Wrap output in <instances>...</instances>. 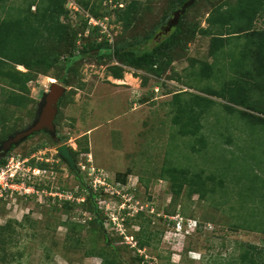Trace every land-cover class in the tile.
<instances>
[{"label":"rangeland","instance_id":"374dc122","mask_svg":"<svg viewBox=\"0 0 264 264\" xmlns=\"http://www.w3.org/2000/svg\"><path fill=\"white\" fill-rule=\"evenodd\" d=\"M28 1L7 3L26 6ZM129 1L124 0L122 6ZM140 1L139 13L129 22L119 17L120 11L108 0H67V22L71 31L78 33L77 45L82 47L97 38L92 16L96 22L106 23L104 32L101 25L96 26L104 35L99 40L107 39L112 45L133 43L140 51L146 49L145 45L151 48L154 42L146 43L143 39L152 30L158 32L167 15L173 17L172 0ZM85 3L99 14H108L95 16L84 7ZM237 3L238 0H198L186 13L179 44L172 47L169 57L172 63L165 64L161 76L124 66L116 58L92 57L76 64L68 85L57 78L60 67L44 74L16 65L20 72L31 75L27 91L15 89L0 79V140L12 129L19 130L33 122L43 93L55 79L68 86L55 122L58 137L64 136L62 143H68L73 150L84 182L94 191L100 184L108 188L96 197L103 210L100 218L107 235L87 222L92 214L81 209L73 213L71 220L83 226L80 232L71 233L64 223L69 215L56 207L77 192L83 201L87 191L79 187L58 154L59 144L55 145L43 133L23 142L1 165L6 171L0 175V181L4 185L9 182L10 187L6 186L5 191L0 185V226H5L0 228V264H102V258L89 251L97 246L100 252L116 258L118 255L105 248L108 242L120 244L119 264H142V255L145 264H251L242 257L249 245L256 247L251 249L256 264H264V230L255 228L264 227V126L246 125L223 108L227 103L224 98L216 96L213 98L217 104L202 117L201 133L208 138L207 149L194 150L192 144L199 147L200 139L180 134L179 124L175 123L179 109L193 93L200 94L199 90L208 86L218 89L235 78L229 68L230 58L222 54L213 77L206 79L194 72L200 69L196 62L216 60L210 52L211 35L202 32L209 26V15L218 6ZM35 9L33 6L32 11ZM2 11L1 16H6L8 9ZM254 27L264 28V15L257 18ZM160 37L159 33L157 39ZM47 39L38 53L61 47V59L69 55V42L64 44L56 37ZM246 41L243 37L242 45ZM239 47L234 43L227 49L238 54ZM12 68L11 65L9 69ZM123 70L122 78L114 75ZM191 84L195 88H190ZM14 95H20L21 103L9 100ZM259 111L252 112L264 117V110ZM43 142L49 144L34 150ZM233 156L239 162L234 161L238 164L223 176V159ZM168 164L191 171L205 169L206 175L222 176L224 190L217 182L218 190L202 198L198 191L191 195L194 187L186 184L180 196L174 198L171 181L162 176ZM244 167L252 174L246 171V175ZM35 168L43 170L35 174ZM118 173L127 178L125 182L117 179ZM12 175L16 177L11 178ZM209 184L213 185L212 180ZM247 186L261 187L263 195L254 194ZM125 207L131 217L128 224L122 222L121 209ZM168 209L174 210L173 214ZM181 219L184 230L190 221L198 223L197 229L190 233L179 231ZM140 237L148 239V244L135 250L136 245L140 247Z\"/></svg>","mask_w":264,"mask_h":264},{"label":"trees","instance_id":"16d2710c","mask_svg":"<svg viewBox=\"0 0 264 264\" xmlns=\"http://www.w3.org/2000/svg\"><path fill=\"white\" fill-rule=\"evenodd\" d=\"M108 1L110 4L115 5V10L118 12L120 11L119 17L129 22L134 21L139 13L141 5L140 0H131L127 2L124 7L120 6L121 3L123 4L124 0ZM187 1L189 0H172L173 15L178 9L182 8ZM197 2L198 0H195L185 12H182L178 25L173 26L170 31L167 30L169 22L172 19V14L167 15L163 19L162 25L158 27V32L152 30L143 39L146 43L154 42L153 46L147 48L145 45L146 49L140 51L134 47L135 45L133 43L112 45L107 39L103 38L99 40L98 37L104 36L99 32V27L93 29L97 38L89 41L82 47L78 46L76 43L78 33H73L70 29L69 22H67L70 19L69 11L66 7L67 0H29L26 6H24V4L8 6L7 0H0V79L5 80L15 89L27 91L28 83L32 80L31 75L20 72L15 68L16 65L25 66L29 72L39 70L44 74H47L53 68L60 67L61 73L57 78L68 85L70 83V73L73 71L76 64L79 61L92 57H96L99 60L116 58L124 66L150 70L153 74L161 76L165 71V64L172 63L169 57L172 47L179 44V34L181 32V26L185 21L186 13L191 7L195 6ZM237 4L238 5L234 4L228 7H224L226 4L218 6L209 15L207 20L209 26L208 28H204L202 32H204L205 35H211L210 52L216 60L212 63L202 60L196 62L200 65V69L194 72L196 75L206 79L213 77L215 75V66L219 62V57L222 54L230 58L229 68L234 71L236 75L235 78L233 77L227 84H223L218 89L208 86L199 90L202 91L201 93L207 95L193 93L189 100L187 102L185 101L186 103L181 106L182 108L179 109V112L175 116V123L179 124L180 134L184 136L191 135L196 137L197 140L200 139L199 144L201 145L199 147H196V144H192V148L199 152L203 148L204 150L207 149L209 146L207 136L201 133L204 127L202 124V117H205V114L211 107L217 104L216 100L213 98L214 96L224 98L227 103H224L223 108L227 112L237 115L246 125L252 128L264 126V117L252 112L254 110H264V28L255 29L254 27L257 18L264 15V0H238ZM33 6H36L35 11H32ZM84 7L89 8L90 12L95 16H104L108 14L107 12L99 14L93 6L90 7L89 3H85ZM5 9H8L6 12L7 15L1 16L2 10ZM130 18H132V20ZM159 33L161 37L157 39ZM47 37H56L61 42H64V44H66L65 42H69L68 44L71 46V51L64 60L61 59L64 52V49L61 47H56L48 53H38V51L41 50V44H43L45 40H48ZM243 37H246L247 41L242 45L241 39ZM234 43L240 45L238 54L234 53L232 49H227ZM10 64L13 66L12 69H9L11 66ZM222 70L223 68H221V71ZM123 72L124 70L122 72H116L114 75L117 78H122ZM216 77L217 75L215 78ZM190 88L195 87L191 84ZM14 97L9 100L13 103H21V100H19L20 95H14ZM248 109H250V111H248ZM58 117L59 116H57L55 122L58 121ZM15 131L17 130L12 129L10 134ZM41 133L47 135L50 141L58 145L49 133ZM10 134L4 135L2 140L6 139ZM61 140H64V136H61ZM47 143L43 142L35 147L34 150L46 146ZM86 152H89V150L87 149ZM11 153L0 160V166L5 164ZM223 160L226 162H224L226 165L224 167L225 171L222 172L224 176L226 173L228 174L230 172L231 168L238 164L233 163L234 161H238V157L233 156L231 159L224 158ZM42 166H45V163H42ZM0 168H2V166ZM244 169L243 172H245L246 175L252 174L249 168L244 167ZM79 170L82 175L83 173L80 167ZM246 171H248V174ZM128 172L129 171H127L126 176H128ZM205 172V169L191 171L188 167L170 166L168 164L163 168L162 176L168 177L169 181H171L174 198L180 196L186 184L194 187L190 190L191 195L198 191L202 198L210 191L215 192L218 190L215 185L217 182L220 188L224 190V177H219L217 175V177L214 175L209 176L206 175ZM256 176L257 175L254 177ZM75 178L77 179L79 187L87 191L86 199L80 201L78 197L79 192H77L73 198L62 201L61 204L56 207L60 209L61 212H65L69 215V219L64 221L68 226V231L73 234L78 233V231L80 232L83 225L71 219L72 216L75 217L73 213L81 209V211L85 210V212L92 214V217L87 222H91L94 227L107 235V231L103 225L104 221L100 218L103 210L98 205L96 197L102 194V191L106 192L108 188L106 186H100L96 188L95 191L93 188L91 189V187V190H88L76 176ZM117 179L125 182L127 178H121V174L118 173ZM249 179L252 180V178ZM211 180L212 186L209 184ZM249 187L250 186H247L246 189ZM263 187L264 185H262V188ZM250 189L254 190V194L260 195V193H262L263 195L261 187L252 186ZM98 190L100 192H98ZM91 192L93 193L92 195ZM126 208L127 207L121 209V216L122 222L128 224L129 221H131V217L127 216L129 209ZM168 212L173 214L174 210L168 209ZM260 224L262 225L263 222ZM260 224L256 223V225ZM240 226L241 225H236V227ZM4 227L0 226V228ZM255 228L264 230V227L260 226ZM69 237L71 238V235ZM78 240L80 239L78 238ZM138 244L140 247L136 245L135 250L144 248L146 244H148V239L144 240L140 237L138 238ZM249 247L250 248H247L246 251L242 253L243 261L245 263L256 264L253 252L256 247L254 245H249ZM105 248L112 250L113 253L118 256L116 258L110 257V253L105 254L102 251L100 252L97 246H94L89 251V254L101 257L102 264H119L120 259L118 258H120L121 255L118 254V250L121 248L120 244L108 242ZM141 261L142 264L146 263L144 262L143 255Z\"/></svg>","mask_w":264,"mask_h":264},{"label":"water","instance_id":"95a60500","mask_svg":"<svg viewBox=\"0 0 264 264\" xmlns=\"http://www.w3.org/2000/svg\"><path fill=\"white\" fill-rule=\"evenodd\" d=\"M195 0L187 1L182 8L178 9L173 18L169 22L168 29L177 25L180 20L182 12H185ZM68 86L60 83L55 79L51 83L48 91H45L42 95L36 112L35 119L27 127L21 130H17L10 134L6 139L0 142V151L4 154L11 151L13 148L20 146L23 142L30 139L32 136L37 135L41 132L49 133L53 140L58 143L57 152L62 159L67 163L72 173L81 181V183L88 189L90 187L84 182L77 165L76 159L68 143H62L60 137H58L56 118L61 109V103L66 93L68 92ZM93 193L91 192V195Z\"/></svg>","mask_w":264,"mask_h":264},{"label":"built area","instance_id":"2783aa9c","mask_svg":"<svg viewBox=\"0 0 264 264\" xmlns=\"http://www.w3.org/2000/svg\"><path fill=\"white\" fill-rule=\"evenodd\" d=\"M123 4L121 3L120 4V6H122ZM91 21L92 22H94L93 23V25H94V28L96 27V26H99V25H101L102 27H103V32H104V30L106 29L105 28V26H106V23L104 24V23H100V22H96L95 21V19H94V17H92L91 16ZM3 169V167L1 168V171H0V175L2 174V173H5V169L4 170H2ZM41 170H43V169H40V168H35L34 170H33V172L35 173V174H38V172H40ZM31 171V170H30ZM13 177H16L15 175H12V177L11 178H13ZM9 178V177H8ZM13 180V179H12ZM100 183V182H99ZM7 185H4L1 181H0V185H1V187H2V189L3 190H8L7 188H6V186H9L10 187V183L8 182V183H6ZM105 185V184H104ZM13 186V185H12ZM99 186H102L101 184L99 185ZM12 191L14 192V189H12ZM9 192V191H8ZM178 219V218H177ZM182 222H183V219H181V220H179V226L180 227H182Z\"/></svg>","mask_w":264,"mask_h":264},{"label":"clouds","instance_id":"9594fccd","mask_svg":"<svg viewBox=\"0 0 264 264\" xmlns=\"http://www.w3.org/2000/svg\"><path fill=\"white\" fill-rule=\"evenodd\" d=\"M197 227H198V223L197 222L194 223V222L190 221V222H188V224H187V226L185 228L186 230H184L183 227L182 228H178V230L179 231H183L184 230L185 233H190L191 231H195L197 229Z\"/></svg>","mask_w":264,"mask_h":264},{"label":"flooded vegetation","instance_id":"af4514ba","mask_svg":"<svg viewBox=\"0 0 264 264\" xmlns=\"http://www.w3.org/2000/svg\"><path fill=\"white\" fill-rule=\"evenodd\" d=\"M173 18V17H172ZM15 148H13L11 151H9L8 153H6V154H4V152L3 151H0V160L2 159V158H4V157H6L9 153H11L13 150H14ZM74 196L72 195L71 197H70V199L71 198H73Z\"/></svg>","mask_w":264,"mask_h":264}]
</instances>
